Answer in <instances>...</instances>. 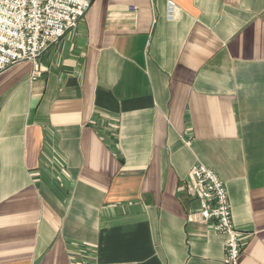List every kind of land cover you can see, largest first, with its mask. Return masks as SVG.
Masks as SVG:
<instances>
[{
	"label": "crops",
	"instance_id": "obj_1",
	"mask_svg": "<svg viewBox=\"0 0 264 264\" xmlns=\"http://www.w3.org/2000/svg\"><path fill=\"white\" fill-rule=\"evenodd\" d=\"M40 63L0 74V264H226L197 163L264 264V0H96Z\"/></svg>",
	"mask_w": 264,
	"mask_h": 264
},
{
	"label": "built area",
	"instance_id": "obj_2",
	"mask_svg": "<svg viewBox=\"0 0 264 264\" xmlns=\"http://www.w3.org/2000/svg\"><path fill=\"white\" fill-rule=\"evenodd\" d=\"M95 1L0 0V74L28 61L34 67L31 79H40L42 54L75 30ZM190 185L201 220L226 235L225 263L239 264L242 233L233 224L226 184L214 170L197 163L191 168Z\"/></svg>",
	"mask_w": 264,
	"mask_h": 264
}]
</instances>
